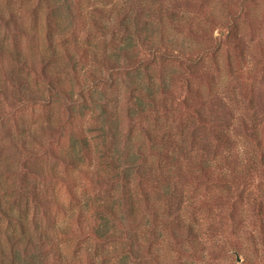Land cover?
I'll use <instances>...</instances> for the list:
<instances>
[{
	"label": "trees",
	"instance_id": "1",
	"mask_svg": "<svg viewBox=\"0 0 264 264\" xmlns=\"http://www.w3.org/2000/svg\"><path fill=\"white\" fill-rule=\"evenodd\" d=\"M155 1L131 13L115 15L106 5L86 11L85 0H47L43 36L39 34L38 10H31L38 16L33 27L28 28L18 23L13 7L7 10V17L0 9V22L7 29L12 23L14 27L13 40H6L8 32L0 36V106L10 98V93L16 111L29 106L45 109L43 131L49 134L42 140L31 128L18 129L23 143L21 168L14 172L0 169V264H53L54 261L82 264L77 256L78 243L84 239L79 237L80 233L85 234L87 241L94 240L103 248L123 240L125 256L112 262L111 255L105 252L101 254L100 264L162 262L156 247V237L162 234L157 202L161 197L170 199L176 189L169 168L178 164L176 149L166 156L162 149L178 140H172L167 132L157 131L162 113L167 111L165 105L161 107L165 100L160 93L164 94L168 87L165 77L168 65L172 66L170 71L174 70L173 78L177 62L190 75L207 53H204L206 49L199 50L193 58L163 50V37L156 41L154 36L163 23L164 8L156 6ZM169 15L177 19L176 10ZM231 15L230 20L238 16ZM87 20H92L94 35H100L96 42L91 37L92 31L87 42H84L86 38L80 39L85 33L88 36ZM79 30H83L82 34ZM118 30L124 31L122 36L118 35L119 43L115 35L119 34ZM30 36L29 44L38 43L25 48L23 37ZM228 38L236 42L240 39L235 20L227 24ZM138 44L144 45L148 55L131 52ZM89 59L99 68L87 70L92 76L85 82L80 78V67L85 68L84 63ZM120 84L135 91L125 106V114L130 119L125 132L119 130L120 101L114 92L107 91ZM88 113L90 119L102 117L104 123L89 127L85 134V130L75 128V123L80 116L85 120ZM15 114L10 118L5 114L0 122L5 123ZM22 122H25L23 118L17 121ZM138 126L144 137L136 134ZM65 136L70 138V146H65ZM122 138L129 145L126 155L105 156L106 147ZM109 139L112 141L108 142ZM43 154L77 169L82 179L104 193L98 200L87 199L79 210L69 203L72 212L66 224L53 225L51 230L38 224L31 208H63L66 200L44 193L38 181L48 178L65 183L72 176H63L56 169L36 167L34 158ZM161 222L170 229L172 222L166 219ZM89 264L99 263L92 258Z\"/></svg>",
	"mask_w": 264,
	"mask_h": 264
},
{
	"label": "rangeland",
	"instance_id": "2",
	"mask_svg": "<svg viewBox=\"0 0 264 264\" xmlns=\"http://www.w3.org/2000/svg\"><path fill=\"white\" fill-rule=\"evenodd\" d=\"M155 2L156 6L164 8L163 23L154 36L156 41L163 37V50L193 58L197 57L199 50L206 49L204 53H207L190 75L180 62L175 66L174 78L171 75L174 70L170 71L172 66L168 65L165 70L168 87L160 97L165 100L161 107L165 105L167 111L162 113L157 131L167 132L172 140H178L162 149L165 156L176 149L178 164L169 168L176 189L170 199L161 197L157 202L159 227L162 228L161 236L156 237V247L162 260L160 264H264V0ZM47 3V0H0V9L7 17V10L13 7L18 14V23L28 28L33 27L39 13V34L41 32L43 36ZM148 4H153L152 0H85L84 6L86 11H92L106 5L116 15L117 12L131 13L133 9ZM174 10L177 11L176 20L169 15ZM231 13L238 14L232 19L238 24V42L226 39ZM91 22L87 20L86 23L88 36L86 33L80 36L82 41L86 38L84 42H87L90 31L95 42L100 37L99 34L94 35L96 31L92 29ZM12 25L7 29L0 22V36L8 32L6 40H13ZM79 32L82 34L83 30ZM118 33L115 35L119 43V36L124 31L118 30ZM31 37H23L25 48L38 43L32 41L29 44ZM131 52L139 56L149 53L143 44H138ZM84 67H80V78L87 82L92 76L87 70L99 67L92 65V59L84 63ZM107 91L109 94L114 92L120 101L119 130L125 132L130 121L125 114V106L135 91L122 84L107 88ZM9 96L0 106V119L5 114L7 118L14 112L16 114L5 123L0 122V169L8 168L14 172L21 168L23 157L18 129L31 128L42 140L49 134L43 131L47 118L45 109L29 106L26 110L16 111L10 93ZM20 118L25 122L17 123ZM90 118L89 113L85 120L80 116L75 128L82 132L85 130L87 134L89 127L104 123L102 117ZM136 131L140 135L139 126ZM67 137L65 146H70V138ZM124 139L107 146L104 155L113 158L119 153L124 157L129 150ZM34 162L36 167L56 169L63 176H72L65 183L48 178L38 181L44 193L66 200L63 208H31V215L34 214L38 224L46 230H51L53 225L66 224L72 212L69 203L79 210L87 199L98 200L104 195L103 191L82 179L77 169L67 167L50 156H37ZM165 219L172 222L170 229L161 222ZM84 236L80 233L79 237L84 239L78 247L76 245L82 264H89L92 258L100 264L101 254L105 252L111 255L112 262L125 256L123 240L103 248L94 240L87 241ZM69 253L72 255V250ZM53 264L63 263L54 261Z\"/></svg>",
	"mask_w": 264,
	"mask_h": 264
}]
</instances>
